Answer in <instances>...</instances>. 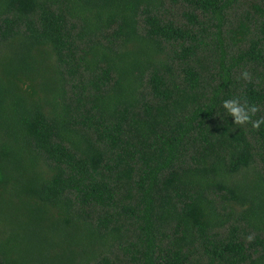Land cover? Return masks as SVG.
<instances>
[{"label": "trees", "instance_id": "1", "mask_svg": "<svg viewBox=\"0 0 264 264\" xmlns=\"http://www.w3.org/2000/svg\"><path fill=\"white\" fill-rule=\"evenodd\" d=\"M228 99L264 118V0H0V264H264Z\"/></svg>", "mask_w": 264, "mask_h": 264}, {"label": "clouds", "instance_id": "2", "mask_svg": "<svg viewBox=\"0 0 264 264\" xmlns=\"http://www.w3.org/2000/svg\"><path fill=\"white\" fill-rule=\"evenodd\" d=\"M241 75L244 79H251L250 74L247 71H244ZM244 101L245 105H249L246 98L244 99ZM250 106L252 113L251 116L245 110L244 106L236 103L235 99L225 100L222 104V107L227 110L228 115L233 118V123L237 125H245L250 123L253 129H259L260 125L264 123V118L253 120L252 117L258 111V108L255 105ZM249 239H251V237H249Z\"/></svg>", "mask_w": 264, "mask_h": 264}]
</instances>
